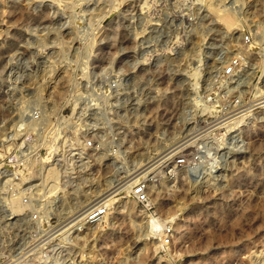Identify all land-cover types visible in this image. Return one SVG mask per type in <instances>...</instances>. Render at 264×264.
<instances>
[{"label": "rangeland", "instance_id": "1", "mask_svg": "<svg viewBox=\"0 0 264 264\" xmlns=\"http://www.w3.org/2000/svg\"><path fill=\"white\" fill-rule=\"evenodd\" d=\"M262 95L264 0H0V264H264Z\"/></svg>", "mask_w": 264, "mask_h": 264}, {"label": "bare ground", "instance_id": "2", "mask_svg": "<svg viewBox=\"0 0 264 264\" xmlns=\"http://www.w3.org/2000/svg\"><path fill=\"white\" fill-rule=\"evenodd\" d=\"M223 12H225V11H223ZM223 12H222V14L220 13V15H219V21L222 23V25H224L227 29H232V27L235 25V18L231 15V14H229L228 12H226V13H224L223 14ZM216 14V13H215ZM215 16H218L217 14L215 15ZM217 18V19H218ZM257 102L256 103H254V105L253 106H255L254 108H251V109H248V108H245L246 106H245V103H244V109H241L240 111H238V112H236V113H234V114H230V116H229V114H228V117H226V118H224L223 117V121H225L224 123H222V124H219V125H228V126H230V125H237V124H239V123H241L243 120H245L246 118H249V116H251V115H253L254 114V110L256 109V108H262L263 106H264V95H262V97L261 98H259V99H257L256 100ZM252 102V101H251ZM250 102V103H251ZM247 105V104H246ZM241 106H243V105H241ZM248 106V105H247ZM250 106V105H249ZM240 107V106H239ZM238 107V108H239ZM250 107H252V104H251V106ZM228 111H230V110H228ZM227 111V112H228ZM226 112V113H227ZM231 112V111H230ZM225 113V114H226ZM214 119V118H213ZM226 120H228V121H226ZM211 121V120H210ZM219 121V120H218ZM222 121V122H223ZM212 123H214V122H212ZM218 124H215V125H218ZM218 125V126H219ZM228 126H227V128H228ZM229 128H233L232 126L231 127H229ZM197 129V127L195 128V130ZM205 129V128H204ZM194 130V129H193ZM194 132V131H193ZM207 132V131H206ZM208 133V132H207ZM200 135V134H199ZM198 135V136H199ZM197 136V137H198ZM195 137V136H194ZM203 137V136H202ZM191 140H192V138H191ZM186 142V141H185ZM187 142H189V141H187ZM186 142V143H187ZM181 143V142H180ZM176 144H177V142H176ZM185 144V143H184ZM184 144H182L181 143V146L182 145H184ZM176 146V145H175ZM173 147V146H172ZM176 149V148H175ZM169 150V149H168ZM172 150V149H171ZM172 151H174V150H172ZM172 151H170L171 153H172ZM164 153V152H163ZM162 153V154H163ZM161 154V153H160ZM156 157L155 158H157V156L158 155H155ZM150 157V156H149ZM154 158V159H155ZM142 159V158H141ZM144 160V159H143ZM147 160V159H146ZM151 161L153 160L152 158L150 159ZM150 161V162H151ZM161 161V160H160ZM146 163V162H145ZM144 163V165H142L143 164V162H142V167H141V165L139 166V168L140 169H138V171L136 172L137 174L136 175H134V177L132 178V179H134V178H136V176H138V175H140V174H142L143 173V171L145 172L151 165H153V164H156V162L154 163H152V164H150L148 161H147V163L145 164ZM155 166V165H154ZM153 166H151V168H152ZM150 169V168H149ZM148 169V170H149ZM135 172H133V174H134ZM132 174V173H131ZM130 175V174H129ZM131 176V175H130ZM132 179H129L130 181L132 180ZM128 180V181H129ZM122 184H123V182H121ZM126 183V182H125ZM125 185V184H124ZM123 186V185H122ZM121 186V187H122ZM122 190L123 188H119V187H117V188H115V187H113L112 189H109L107 192H103V194H101V195H99V197H97L96 199H95V203H90V204H86L85 205V207L82 209L81 208V211H79V213L78 214H76V216L74 217V218H69V222H65L64 223V225L62 226V227H64V228H69V226H70V228H73V227H81V226H83L85 223L83 222L84 221V219L85 220H88L89 219V217H88V211L92 208V207H94V206H96L97 204H102V206H104V205H106L110 200H111V198H112V196H113V194L115 193V192H117V191H119V190ZM125 189V188H124ZM116 194V193H115ZM88 196V195H87ZM93 200V199H92ZM81 202V201H80ZM86 202V201H85ZM90 202V201H89ZM93 202H94V200H93ZM82 206V205H81ZM73 211V210H72ZM71 211V212H72ZM74 213V212H73ZM76 213V212H75ZM75 215V214H74ZM73 215V216H74ZM71 216V215H70ZM71 219V220H70ZM65 220H67V219H65ZM69 225V226H68ZM58 228V226L56 227V229ZM61 228V227H60ZM64 228H61L62 230L64 229ZM60 229V230H61ZM55 230V229H54ZM58 230V229H57ZM65 230V229H64ZM63 230V231H64ZM68 230V229H67ZM67 230H65V232L67 231ZM52 232V231H51ZM62 232V231H61ZM46 238V237H45ZM47 239V238H46ZM45 240V239H44Z\"/></svg>", "mask_w": 264, "mask_h": 264}, {"label": "built area", "instance_id": "3", "mask_svg": "<svg viewBox=\"0 0 264 264\" xmlns=\"http://www.w3.org/2000/svg\"><path fill=\"white\" fill-rule=\"evenodd\" d=\"M229 72H230V69H227L226 73H229ZM7 135H9V134H3V136H5V138L2 139L1 145L9 144V145L14 146L17 143V140L14 139V134L12 136L11 135L8 136V138H7ZM29 152L30 151H28V153ZM29 154H24V152L21 151L19 148V151L16 152V154L13 156V158H10L8 160L13 159L14 162H23L26 164L27 162L25 161V159L28 158ZM8 160H7V162H8ZM5 161L6 160H0V162H5ZM15 175H16L15 171L10 172V170H5L4 168H2V166H0V182H1L0 187L5 185L7 183V181L13 182L11 179L15 178ZM35 187L36 188H34V185H30L27 189V193L24 194V195H26L24 197V202H26L27 205L30 204L31 200H32L29 197L30 192H32V190H36V189L39 190L37 185ZM43 187L45 189L42 188L41 191L47 190L45 186H43ZM134 198H135L136 202L140 204L141 208H143L146 211L150 210V202H149V198H148L147 187L145 186V184H141V185L137 186V188L134 191ZM106 208L107 207L102 206V204L95 206V207H92L88 211V214H87L89 217V223L88 224H92V223L99 221L104 216V214L106 212ZM32 220L37 221L38 220V214H34Z\"/></svg>", "mask_w": 264, "mask_h": 264}]
</instances>
